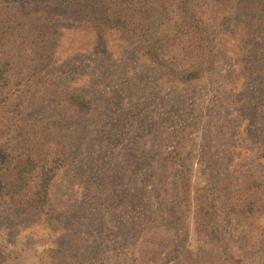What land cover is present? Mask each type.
Here are the masks:
<instances>
[{"label":"rangeland","instance_id":"obj_1","mask_svg":"<svg viewBox=\"0 0 264 264\" xmlns=\"http://www.w3.org/2000/svg\"><path fill=\"white\" fill-rule=\"evenodd\" d=\"M197 5L213 52H203L207 41L182 46L179 17L154 12L162 65L127 34L60 24L50 86L21 105L72 159L34 212L0 194V264H264V73L250 71L233 1ZM253 43L264 54V33ZM77 88L95 100L91 117L61 104ZM5 107L0 98L1 155ZM18 162L0 159L1 185L15 180Z\"/></svg>","mask_w":264,"mask_h":264},{"label":"trees","instance_id":"obj_2","mask_svg":"<svg viewBox=\"0 0 264 264\" xmlns=\"http://www.w3.org/2000/svg\"><path fill=\"white\" fill-rule=\"evenodd\" d=\"M197 1L0 0V98L8 113L5 131L10 133L8 146L0 159L4 164L19 161L15 180L5 186L0 183V194L8 202L25 212L45 206L50 200L56 170L68 166L72 159V148L40 126L21 105L24 96L42 86H50V68L60 43V24L64 21L80 25L99 36L127 34L141 41L144 55L152 64L162 65L168 61L162 51L164 42L159 41L152 23L154 12L175 13L179 17L180 27L175 31V38L182 40V46L185 38L191 40L193 46L197 40L207 41L206 47L202 45L203 52H213L211 45L215 43L206 29L205 18L197 11L200 7ZM232 1L235 18L231 21H244L248 32L245 56L251 59L250 71L264 73V54H260L253 43L258 33H264V0ZM92 52L105 56L107 50L96 48ZM212 60L208 57L204 62L210 64ZM206 71L193 70L188 80L200 78ZM62 98L63 107L77 115L91 117L97 111L93 97L81 89H67ZM245 189L244 211H247L245 205L250 204L252 189ZM252 203L256 207L257 203Z\"/></svg>","mask_w":264,"mask_h":264}]
</instances>
